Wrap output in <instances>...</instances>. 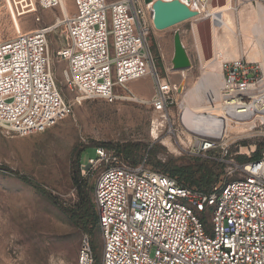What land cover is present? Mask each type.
Returning <instances> with one entry per match:
<instances>
[{"label": "built area", "instance_id": "built-area-1", "mask_svg": "<svg viewBox=\"0 0 264 264\" xmlns=\"http://www.w3.org/2000/svg\"><path fill=\"white\" fill-rule=\"evenodd\" d=\"M183 1L206 9L212 0ZM5 2L15 21L60 7L63 0ZM73 3L72 16L27 33L17 29L15 38L0 43V128L29 136L73 114L74 102L62 96L52 65L50 38L59 28L65 44L58 61L66 63L65 82L76 94L75 103H145L170 124L174 99L150 49V5L145 0ZM261 74L260 65L244 57L226 63L221 91L226 105L246 108ZM148 76L155 82L154 93L139 99L131 84ZM218 149L222 158H212ZM96 152L97 158L81 164V174L95 176L101 264H264V155L245 163L225 160L227 138L195 136L193 155L228 165L225 178L203 192L154 170L147 159L134 165L115 149L99 147ZM77 264H97L88 235Z\"/></svg>", "mask_w": 264, "mask_h": 264}, {"label": "rangeland", "instance_id": "rangeland-1", "mask_svg": "<svg viewBox=\"0 0 264 264\" xmlns=\"http://www.w3.org/2000/svg\"><path fill=\"white\" fill-rule=\"evenodd\" d=\"M66 1L68 9L62 5L52 10H39L17 19V27L27 33L54 25L59 18L72 16L75 13L73 0ZM232 2L237 15L240 54L247 59L244 37L240 34L242 20L239 14L250 4L255 6L259 2L264 5V0ZM226 4L227 0H212L209 6L216 9ZM203 17L164 31L157 30L152 22L150 49L163 84L174 99V103L169 106L170 124L164 123L161 116L145 103L128 100L108 103L103 99L75 103L76 94L65 82L66 63L58 61V53L65 44L63 29L59 28L52 34L50 52L53 70L62 96L68 102H74V112L43 133L19 136L0 128V264H77L86 234L71 222L62 207L72 209L79 206L80 196L72 178L73 168L77 167L79 158L83 165H88L90 159L97 158L96 150L99 147L140 144L143 151L130 153L131 160L128 161L139 164L147 159L151 168L166 173L168 172L160 163L189 166L199 159L209 160L191 153L194 139H190L191 133L181 124L184 107L180 93L196 85L202 78L203 65L214 57L212 20ZM177 32L180 33L191 60V68L183 72L173 71L174 36ZM16 35L15 21L5 0H0V43L13 39ZM225 66L226 63L224 68ZM261 75L264 79L263 68ZM146 78L149 83H140V80L131 84L137 98L143 100L149 99L155 90L153 78ZM155 125L159 139L150 135ZM167 138L176 146L175 151L164 144ZM227 144L229 154L225 160L233 157L237 163H245L255 160L253 158L260 151L263 157L264 124L257 121V127L252 132L229 135ZM222 152V149H218L210 156L221 159ZM227 166L224 164L220 180L225 178ZM21 176L32 180L48 194L27 183ZM90 179L93 184L95 176ZM92 242L101 260V232L96 233Z\"/></svg>", "mask_w": 264, "mask_h": 264}, {"label": "bare ground", "instance_id": "bare-ground-1", "mask_svg": "<svg viewBox=\"0 0 264 264\" xmlns=\"http://www.w3.org/2000/svg\"><path fill=\"white\" fill-rule=\"evenodd\" d=\"M157 1L145 0V3L153 5ZM62 5L68 9L67 1L63 0ZM189 5L193 11L199 13L195 19L204 16L203 18L212 20L214 57L203 65L202 78L195 83L196 85L180 93L184 107L181 124L191 133V140L195 136L226 139L231 134L252 132L257 127V121L264 124V79L254 87L250 97L252 100L247 103L246 108L228 106L221 97L225 85L224 64L241 58L237 15L233 2L227 0L224 7L216 9L210 6L203 9L197 3ZM239 16L242 20L240 34L244 37L247 59L249 62L260 63L264 70V5L259 2L255 6L250 4ZM17 19L15 18L16 31L19 29ZM183 85L184 82L179 88L182 89ZM150 135L154 139H159L156 125ZM164 144L171 150H176L171 139H165Z\"/></svg>", "mask_w": 264, "mask_h": 264}, {"label": "trees", "instance_id": "trees-1", "mask_svg": "<svg viewBox=\"0 0 264 264\" xmlns=\"http://www.w3.org/2000/svg\"><path fill=\"white\" fill-rule=\"evenodd\" d=\"M105 147H108L105 145ZM119 153H122L126 159H130L129 154L132 152H142L143 147L140 144H128L124 146L112 147ZM262 157L261 151L260 154L256 155L255 160L260 159ZM131 160V159H130ZM134 165L138 163L132 162ZM82 164L81 158L77 160V167L73 168V182L77 188V192L80 196V204L77 208L67 209L63 208V211L69 216L71 222L79 228L84 234L90 236L92 239L95 237L96 233L101 232L99 227V219L96 211V207L93 200V192H94V183L90 178H84L80 171V166ZM170 165V166H169ZM160 166L163 167L168 173H165L173 178H176L179 183L188 188H195L201 190L203 192L209 191L212 186L219 182L221 178V170H223L224 165L212 162L209 160L199 159L196 160L194 165L189 166H173L171 164H163L160 163ZM155 170V169H154ZM158 171V170H156ZM16 174V173H14ZM21 179L33 185L43 193L48 194V192L34 183L32 180L21 176ZM52 201L57 203V200L49 195ZM95 252L96 248L94 247ZM97 256V264H101V260L96 252Z\"/></svg>", "mask_w": 264, "mask_h": 264}, {"label": "water", "instance_id": "water-1", "mask_svg": "<svg viewBox=\"0 0 264 264\" xmlns=\"http://www.w3.org/2000/svg\"><path fill=\"white\" fill-rule=\"evenodd\" d=\"M152 17L154 27L159 31H164L175 27L181 23L196 18L199 13L192 10L190 5L182 0H158L153 5ZM175 54L173 58V68L175 71L183 72L191 68V60L182 42L179 32L174 36Z\"/></svg>", "mask_w": 264, "mask_h": 264}, {"label": "crops", "instance_id": "crops-1", "mask_svg": "<svg viewBox=\"0 0 264 264\" xmlns=\"http://www.w3.org/2000/svg\"><path fill=\"white\" fill-rule=\"evenodd\" d=\"M143 82H147V83H149L148 78L141 79L140 83H143Z\"/></svg>", "mask_w": 264, "mask_h": 264}]
</instances>
